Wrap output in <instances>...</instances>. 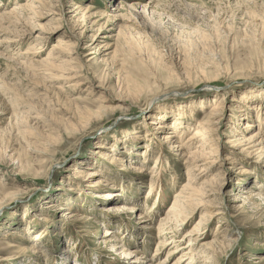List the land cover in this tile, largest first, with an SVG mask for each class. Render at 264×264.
I'll list each match as a JSON object with an SVG mask.
<instances>
[{"label": "rangeland", "instance_id": "obj_1", "mask_svg": "<svg viewBox=\"0 0 264 264\" xmlns=\"http://www.w3.org/2000/svg\"><path fill=\"white\" fill-rule=\"evenodd\" d=\"M30 1L33 15H18L22 27H0L8 30H0V264H131L136 250L140 263L152 257L157 264L172 247L159 251L158 241L186 239L207 211L212 215L194 234L209 249L200 246L194 264H264V198L255 196L263 205L254 209L244 192H264V143L247 150L226 144L244 130L264 134V0H158L160 15L130 8L149 0L0 6L12 12ZM38 10L42 16L34 17ZM7 35L16 43L1 42ZM60 37L71 47L66 70L57 71L71 69V78L43 73L48 86H38L37 73L15 58L46 59ZM14 104L22 105L21 127L10 122ZM218 104L220 154L231 158L197 166L191 183L164 137L178 129L186 140ZM152 121L170 129L155 130ZM246 122L254 126L244 129ZM95 169L100 175L90 176ZM158 176L169 194L161 205L146 198ZM185 184L207 195L195 196L187 224L163 236L160 221ZM109 191L116 195H104ZM105 228L115 231V247L104 242Z\"/></svg>", "mask_w": 264, "mask_h": 264}, {"label": "bare ground", "instance_id": "obj_2", "mask_svg": "<svg viewBox=\"0 0 264 264\" xmlns=\"http://www.w3.org/2000/svg\"><path fill=\"white\" fill-rule=\"evenodd\" d=\"M158 4H160L158 2V0H149V2H147L144 5L141 4V2L136 1L130 5V8L133 11H135L136 13L139 12V10H142L141 13L144 12V13L148 14V11H149V13L150 14L152 13V15H157V14L160 15L159 13H157V10H156V8H157L156 6ZM2 8L3 7L0 6V27L7 28L8 26H4L5 24H3V23H8V25H10V26L12 25L17 29H19L20 27L23 26V22L18 17L19 13H23L25 16H28L30 18V14L33 15L32 10L35 9L33 7V1L29 4H28V2H17L15 5V8H13L11 10L12 12L3 11ZM35 12H34V15H35L34 17L42 16L39 13V10L35 11ZM84 17H85V15H84ZM36 26H38V25L36 24ZM39 26L42 27L43 25H39ZM33 28H37V27H33ZM4 29L0 28V30H4ZM7 31H5V32L7 33ZM42 32H40L37 36L41 41H42V39L45 38L43 36ZM23 34L24 33H22V35H20V36L23 37ZM1 38H2L1 42H8V43L15 42L16 43V40H14V38L9 37L8 35L3 36ZM70 47H71V43L69 42V40H67L66 38L60 37L59 41L53 45V47H52L51 51L49 52V55L46 57V59H43L41 61L32 60L34 62L31 64H28L27 62H23V61H20V59L15 58L16 60L14 62L17 66L22 67L23 69H27V70L29 69V70H32L33 72L35 71V73H37L36 75L39 76V77H37L38 79L36 80V81H38L37 82L38 86L39 85H45L46 83L44 84V77L42 76L43 73L52 79L55 77H57V78H71L70 74H71V72H73V70L67 69L66 75L59 74L60 71H57L58 69L60 70L61 68L66 70V68H64L65 64L68 63V59H66V57H70L69 56L70 51H66V50H69ZM24 53H28V51L26 50ZM54 70H56V73H58V74H56V73L54 74L52 72ZM32 76H34V75H32ZM61 76H66V77H61ZM37 93L40 96L41 95L44 96L45 94H47V92H42L39 90H37ZM21 106H19V104L13 105V110H12L11 119H10V122L13 124V126H16V125L20 126V127L22 126L20 123L21 121L18 122V119H17V117L20 118V116H21V118H23V113L22 112H21L22 114L19 113V110H20L19 108ZM250 107H251V105H249V108ZM240 111H242V110H240ZM25 112H27V111H25ZM223 116H224V109L221 106V104L215 105V107H213L206 116H204L201 120H199L196 123L195 131L193 133H191L187 138H185L186 140L181 139L182 138L181 136L179 137V135H181V133L179 132L178 129H171L170 133L166 134V138L164 137V141H167L170 144L175 145L174 147L178 151V153L182 159L183 164H185L187 166L188 180L191 183H193V182L196 183L198 178H199V176H196L197 174L193 175V171H195L197 166H201L202 171H203L204 168H206V167L208 168V166L211 163H217L218 164L219 159L228 160L231 158V157H228L227 155L222 156L220 154L219 146L221 144H224L223 143L224 138L219 133L221 124L223 123V119H224ZM240 118H242V116H240ZM152 122H153L152 124H156V128L154 127L155 130H160L161 128H163V129L169 128V125H167L166 123H159L158 124L155 121H152ZM253 126H254V124L252 122H246L244 129H249ZM181 127H183V126H181ZM18 128L19 127H16L15 129L18 130ZM27 128H24L23 130L21 129L24 139L29 134V131L27 130ZM19 130H20V128H19ZM235 131L241 132L238 129H235ZM244 132H245V130H244ZM244 132H242V136H239L238 138H236V137L231 138L230 140H228L226 142V144H229L232 147L239 146V148L241 150H247V149L253 148V146H255V145L261 146L264 143V134L262 133L261 130H258L254 134H251V135H246V134H244ZM25 140H27V138ZM251 144H253V145L250 146ZM199 163H201V164H199ZM91 175L97 176L100 174L95 169L92 171L90 176ZM150 182L151 183L149 185V193H148V196L146 198L149 199L151 197H156L155 204L159 203V205H161L162 202L165 203L168 199L169 194H168L166 187H165L164 177L158 176V178L156 179L155 182H154V180H151ZM184 187L185 188L181 189V191H180L182 193L178 192L175 195L173 205H172V207H175V209L170 208V210L167 211L166 216L164 218H162V220H164L165 223H162V221H160L159 226H161V227H159L160 228L159 232L163 236L171 234L170 231H167V230L171 229V226L174 225V227H172V229H174V228H178V226H180V225L187 224L186 218L189 215V213L192 211V207L195 204L194 200H198V199H196L197 197H195V196L196 195H198V196L207 195V193L204 192L203 189H196V188L191 189L189 187V184H185ZM70 188H72V187L70 186L69 189ZM185 189L186 190H192V193L191 194L188 193L187 195H185L186 194ZM70 190H75V189H70ZM244 192L247 193V196H245V199L246 200L250 199V202H249V205H251L250 207H253L254 209H258L263 205V204H259L257 198H255V196H257V195H260V198L261 197L264 198V192L263 191H256V190L248 189L247 191H244ZM107 193L110 196L116 195L114 191L106 192V193H104V195L105 194L107 195ZM179 197H180V199H179ZM186 201H190V203H187ZM196 203H200L202 205V201H198ZM70 205H72V204H70ZM246 209H248L247 206H246ZM211 215H212L211 211H207L206 213H204L201 216V220L198 221V224L200 225L199 228H201L202 225H204L203 221H207L209 219V216H211ZM91 219H93V218H90V220ZM169 223H171V225H169V227L168 226L165 227ZM199 228L198 229L194 228L189 233H186L183 236V237L187 236L186 239H184V238L177 239L176 236H171L167 239L159 240L158 241V250L159 251H161L163 249L167 250L168 246H170V245H172V247L167 250L166 259L158 262L157 264H166V262L170 256H175V255L177 256L178 254H180V256H178V258L174 264H182L186 261H188V264H194V261H198L199 259L197 258V254H195V251H197L200 246H202L204 249H209L207 247L206 243H204L203 245H200L201 240L199 238L202 235L194 234L195 230H199ZM104 232H105V234L103 236L105 238L104 242L107 243L108 245L111 244V247H115L114 242H116V240L111 239V236L114 234L115 231L112 232L109 228H105ZM202 233H200V234H202ZM113 237L114 238L116 237V239L118 238L116 234H114ZM183 242H185V243L183 244ZM134 252H136V253L133 256L132 255L133 252H130L129 250H126V249L123 251L124 254H129V255L131 254L133 256L132 257L133 260L130 262L131 264H143V263H140L141 262L140 261L141 260L140 255L142 254V252H140L139 250L138 251L136 250ZM200 252H202V250ZM159 256H160V254L155 253L153 258L156 257L159 261L160 260ZM150 259L147 262H149V264H154V263H151L152 260H150ZM147 262L146 263L144 262V264H147Z\"/></svg>", "mask_w": 264, "mask_h": 264}]
</instances>
